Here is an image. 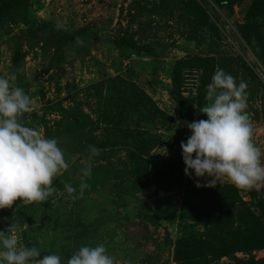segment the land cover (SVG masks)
<instances>
[{"label":"rangeland","instance_id":"rangeland-1","mask_svg":"<svg viewBox=\"0 0 264 264\" xmlns=\"http://www.w3.org/2000/svg\"><path fill=\"white\" fill-rule=\"evenodd\" d=\"M173 1L44 0L36 12L42 18L33 12L24 17L18 9L0 22V76L14 72L13 85L33 101L31 110L19 120L46 138H55L69 165L54 178L56 191L48 201L26 204L18 199L11 207L0 209V231L13 224L17 237L22 233L27 245L36 247L40 255H59L60 264H66L80 246L97 243L105 245L114 264H174L172 245L180 237L183 194L197 183L183 174L179 145L190 134L185 122L196 120V108L190 103L181 107L172 100L171 80L175 62L191 55L210 60L212 66L222 63L223 70L237 82L247 83L252 139L264 156V68L237 31L246 13L242 15L238 6L231 14L218 10L209 0H196L218 28L220 40H215L207 29L193 27ZM29 18L37 25H56L62 35L54 37L49 27L29 28ZM120 39H132L139 47L149 45L154 53L133 55L129 68L124 67ZM199 75L182 73L183 98H195ZM99 82L102 95L115 101L118 98L113 92L120 82L135 85L170 118L169 123L162 124L164 118H160L155 124H140L156 141L143 156L145 187L139 188L132 178L126 180V152L134 149L135 141L117 140L113 133L105 132L104 125L95 124V92L90 87ZM56 104L62 111L79 110L85 117L72 130L74 123L63 117L64 112L52 109ZM93 125L100 129L92 130ZM87 136L93 139L89 146L99 153L91 159V175L85 180L88 187L80 195V169L89 156V148L84 146ZM116 141L118 146L113 148ZM100 167H109L112 174L99 178L96 169ZM205 182L199 180L200 185ZM223 183L234 185L226 177L217 184ZM65 184L77 191L69 195ZM252 186L264 198V178ZM18 244L25 246L21 237ZM252 256L264 258V250ZM219 264L233 262L223 258Z\"/></svg>","mask_w":264,"mask_h":264},{"label":"trees","instance_id":"trees-1","mask_svg":"<svg viewBox=\"0 0 264 264\" xmlns=\"http://www.w3.org/2000/svg\"><path fill=\"white\" fill-rule=\"evenodd\" d=\"M209 1L218 10H228L232 14L233 7L238 6L242 15L246 13L244 21L238 25L237 31L241 40L253 51L257 61L264 68V0ZM173 2L176 6L178 4L190 21L192 20L193 27L207 29L209 33L213 34L212 38L220 40L218 28L210 22L207 10L196 0H174ZM40 7L41 2L37 0H0V22L5 21L9 13L14 10H23L25 17V13L30 16L33 12L36 15ZM27 24L31 25L29 28L35 30H44L49 27L53 30V33L50 32L54 37L62 35L54 24L37 25L36 21L30 18ZM118 43L123 47L121 52L125 57L122 65L127 68L134 61L133 55L136 56L144 52L151 56L154 53L151 46H136L132 39H120ZM124 62L127 63L124 64ZM216 68L224 69V65L219 63L217 66H212L210 60L192 55L175 62L171 80L173 89L170 96L181 107H185L188 103L195 106L196 120L204 119V115L200 114L199 109L207 104L206 85L210 82ZM247 71L250 72L249 69ZM183 72L200 73L196 96L191 100H187L181 95ZM101 84L99 82V84L96 83L90 87L95 92L97 107V122L95 124L104 125L105 132L113 133L117 140L135 141L134 149L126 152V163L129 167L126 180L132 178L131 180L139 188L145 187L147 186V165L143 161V156L156 141L140 128V124L142 122L155 124L154 122L160 118H164L162 122L164 124L169 123L170 118L162 114L151 99L135 85L120 82V86L116 87L113 92L118 98L115 101L110 96L107 98L102 95ZM57 106L58 104L52 109ZM57 108L62 113L64 112V118L67 117L74 123L72 130L80 124L78 120L85 117L78 112V109L76 112L75 110L67 112L62 111L60 106ZM91 129L100 128L93 125ZM91 144H93V139L87 136L85 148H89ZM112 146L113 148L117 147V141L113 142ZM110 171L109 167H100V169H96V174L99 178L108 177L112 174ZM14 212L18 214V210ZM178 218L181 227L180 237L172 245L174 264H219L223 258L232 261L233 264H264V258L256 259L252 256L253 252L264 250V198L253 186L241 189L235 185L223 183L216 184L211 188L204 187V184L199 188L188 187L183 194ZM20 224L22 226L23 223ZM23 236L20 233L21 242L29 247ZM236 254H241L246 258H237Z\"/></svg>","mask_w":264,"mask_h":264},{"label":"clouds","instance_id":"clouds-1","mask_svg":"<svg viewBox=\"0 0 264 264\" xmlns=\"http://www.w3.org/2000/svg\"><path fill=\"white\" fill-rule=\"evenodd\" d=\"M81 41L77 38V43ZM15 73L0 76V209L13 202H45L56 191L53 180L69 167L63 150L55 138H46L35 128L19 120L31 110L32 99L20 87L14 86ZM247 83L217 68L206 85V100L199 109L206 119L185 122L190 135L179 145L183 174L194 177L195 187H215L221 178H228L241 189L251 187L264 178V156L253 142V122L246 111ZM89 156L80 169L79 194L88 187L91 159L99 150L89 146ZM210 178V179H209ZM64 190L71 195L77 189L69 184ZM13 224L0 231V264H60V256L48 254L42 258L36 247L18 244ZM66 264H114L103 243L82 245Z\"/></svg>","mask_w":264,"mask_h":264},{"label":"built area","instance_id":"built-area-1","mask_svg":"<svg viewBox=\"0 0 264 264\" xmlns=\"http://www.w3.org/2000/svg\"><path fill=\"white\" fill-rule=\"evenodd\" d=\"M37 1H40V2H43L44 0H37ZM36 15H37V17H39V18H42V17H40L39 15H40V12L39 13H36ZM127 62H124V64H126ZM15 233V232H14ZM16 234V233H15ZM18 237H20L19 235H18Z\"/></svg>","mask_w":264,"mask_h":264}]
</instances>
